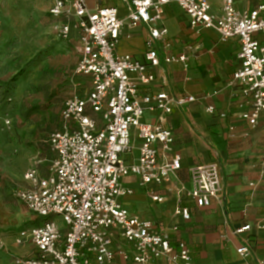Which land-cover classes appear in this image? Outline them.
Listing matches in <instances>:
<instances>
[{
    "label": "built area",
    "instance_id": "1",
    "mask_svg": "<svg viewBox=\"0 0 264 264\" xmlns=\"http://www.w3.org/2000/svg\"><path fill=\"white\" fill-rule=\"evenodd\" d=\"M259 1L254 10L238 11L235 0H221V15L216 16L207 0H127V21L131 27L146 24L150 28L146 60L153 67L160 65V58L152 43L168 35L162 23L165 7L171 4L186 14L192 29L214 30L222 41L239 39L241 66L234 73V83L251 107L240 119L255 128L264 115V0ZM52 2L50 14L59 21L60 37L68 40L73 31L79 33L75 74L88 77L92 89L85 97L73 95L64 103L62 129L49 138L55 153L49 176L41 178L35 163L25 175L30 187L16 192L19 201L41 223L19 232L16 241L18 245L31 242L38 257L18 258L15 263L115 264L121 259L124 264H155L166 258L172 264H194L185 242L173 246L169 235L124 206L123 198L133 195L134 190L125 186L123 179L138 177L144 188L171 183L181 169L180 155L173 154L174 134L161 124L143 122V118L146 111L170 114L174 107L194 102L195 97H176L167 92L140 96L139 86L152 83L155 77L146 64L117 54L125 20L116 8L90 11L86 0ZM187 60L186 55L165 58L166 63ZM12 101L0 82V129L12 126L3 109V104ZM209 110L213 113V108ZM133 130L140 141L139 156L127 163L123 156L132 151ZM190 177L192 189L185 192V197L198 207L222 200L224 189L217 163L192 167ZM150 196L154 202L164 201L153 191ZM182 202L181 197L176 214L190 221L191 210ZM56 217H60L65 230L55 222ZM250 230L251 225H245L235 234ZM116 235L132 249H114ZM249 251L247 246L238 250L240 254Z\"/></svg>",
    "mask_w": 264,
    "mask_h": 264
},
{
    "label": "crops",
    "instance_id": "2",
    "mask_svg": "<svg viewBox=\"0 0 264 264\" xmlns=\"http://www.w3.org/2000/svg\"><path fill=\"white\" fill-rule=\"evenodd\" d=\"M207 1L213 15L220 16L221 0H218L220 6L217 9L211 0ZM86 3L90 11L116 8L119 17L125 20L117 54L129 55L146 64L148 72L155 77L152 83L139 86L140 96L167 92L176 97H195L194 102L176 106L167 115L145 112L143 122L161 124L173 132V154L180 155L181 169L171 178L170 184L161 187L144 188L138 177L124 178V185L134 190L133 195L123 198L124 206L131 214L153 222L158 231L169 235L173 246L185 242L194 264H264V228H261L264 225V115L260 116L255 128L240 119V115L251 107L234 83V73L241 66L239 39L222 41L214 30L192 29L186 14L176 4H171L165 7L162 23L168 35L152 43L160 58V65L153 67L146 60V53L150 51V28L146 24L137 27L128 24L130 8L127 0H86ZM259 4V0H235L238 11L254 10ZM69 39L77 43L79 61V33L73 31ZM181 55L188 57L187 62H165L166 57ZM91 89L92 85L85 95L79 96L85 97ZM132 137V151L123 156L127 163L139 156L140 141L136 130L132 131ZM50 152L53 153L51 148ZM54 159L55 153L50 160L45 157L39 161L37 168L41 178L49 176ZM211 163L219 165L223 198L213 200L209 207H198L185 197V192L192 189L190 169ZM25 175L27 189L30 183ZM151 191L164 197L163 203L154 202ZM181 197V205L191 210L190 221H184L176 214ZM38 220L33 226L41 223ZM59 224L65 230L63 224ZM245 225H251L252 230L235 234ZM174 227L178 230L174 231ZM23 245L29 249L19 252L22 258L38 257L39 252L31 242ZM243 246L249 247L250 251L240 254L238 250ZM113 248L132 249L117 235ZM115 264L124 262L118 259ZM155 264L172 263L161 258Z\"/></svg>",
    "mask_w": 264,
    "mask_h": 264
},
{
    "label": "rangeland",
    "instance_id": "3",
    "mask_svg": "<svg viewBox=\"0 0 264 264\" xmlns=\"http://www.w3.org/2000/svg\"><path fill=\"white\" fill-rule=\"evenodd\" d=\"M211 1L219 8L218 0ZM51 5L52 0H0V82L13 99L3 104L12 126L0 129V264L22 258L19 252L29 246L17 244L18 231L39 221L16 197L27 187L26 171L51 159L49 138L63 126L65 101L91 87L88 77L75 74L77 43L60 37ZM54 220L61 223L60 217Z\"/></svg>",
    "mask_w": 264,
    "mask_h": 264
},
{
    "label": "trees",
    "instance_id": "4",
    "mask_svg": "<svg viewBox=\"0 0 264 264\" xmlns=\"http://www.w3.org/2000/svg\"><path fill=\"white\" fill-rule=\"evenodd\" d=\"M17 79V77H15V79L14 80H16Z\"/></svg>",
    "mask_w": 264,
    "mask_h": 264
}]
</instances>
